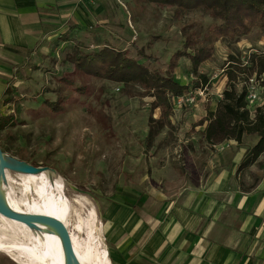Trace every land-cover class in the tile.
<instances>
[{
  "label": "rangeland",
  "instance_id": "374dc122",
  "mask_svg": "<svg viewBox=\"0 0 264 264\" xmlns=\"http://www.w3.org/2000/svg\"><path fill=\"white\" fill-rule=\"evenodd\" d=\"M86 5L89 13L78 10L58 18V33L44 26L49 36L21 57L0 43V115L14 117L13 124L0 130V147L19 160L58 170L65 179V204L81 210L79 198L91 199L104 224V241L111 248L104 216L110 203L119 202L120 196L127 199L140 194L141 199H173L200 188L207 182L215 154L233 153V146L246 148L258 137L246 136L241 145L227 140L214 149L203 141L201 127L194 129L192 123L201 120L208 108L217 107L222 98L228 86L230 54L247 65L250 53H264V30L256 28L249 35L214 42L213 57L199 67V72L210 77L209 84L190 87L182 97L174 98L173 126L157 138L156 144L163 141L157 151L146 152L149 117L152 113L159 116L158 109L152 111L154 97L138 84L123 86L76 74L73 48L77 45L90 52L111 45L165 75L172 54L183 48L184 32L207 37L209 28L219 21L204 8L181 11L144 0H90ZM139 49L156 60L144 58ZM62 77L73 79L76 86L86 85L87 91H69L67 111L56 115L44 101L57 98ZM195 77L190 58L182 57L175 78L191 85ZM251 78L245 80L240 74L238 89L248 84L249 94L259 88L260 78L254 82ZM263 178L264 153L236 174L232 188L250 191ZM14 191L36 205L33 191L2 176V195L9 198ZM21 210L29 214L27 208ZM83 217H87L86 210ZM0 264L18 263L0 250Z\"/></svg>",
  "mask_w": 264,
  "mask_h": 264
},
{
  "label": "crops",
  "instance_id": "0c3cea01",
  "mask_svg": "<svg viewBox=\"0 0 264 264\" xmlns=\"http://www.w3.org/2000/svg\"><path fill=\"white\" fill-rule=\"evenodd\" d=\"M89 1L0 0V43L23 56L49 36L44 26L58 33L57 19L78 10L89 13ZM216 108H208L201 120ZM198 122L192 128L200 126L206 142L207 121ZM250 135L257 134L244 140ZM257 141L215 154L207 182L177 198L140 194L110 203L104 216L111 264H264V178L250 191L232 188L247 149Z\"/></svg>",
  "mask_w": 264,
  "mask_h": 264
},
{
  "label": "trees",
  "instance_id": "16d2710c",
  "mask_svg": "<svg viewBox=\"0 0 264 264\" xmlns=\"http://www.w3.org/2000/svg\"><path fill=\"white\" fill-rule=\"evenodd\" d=\"M152 3L175 6L181 11L206 9L219 23L212 24L207 37H201L194 31L184 32L183 48L175 51L168 64L167 73L162 75L152 71L146 64L111 45H105L96 51H82L77 45L73 48L71 59L74 63L75 73L101 80L113 81L123 86L131 84L140 85L147 94L154 97L152 111L159 109L160 115L149 117V128L146 138V152L154 148L157 151L163 141L156 144L159 135L165 128H171L174 110V98L182 97L192 87L202 88L209 84V76L199 72L202 63L211 59L215 53L214 42L221 38H238L249 35L254 29L264 30V0H144ZM155 38L160 39V36ZM140 54L151 61L156 59L146 55L141 49ZM182 57L191 60L192 70L196 77L191 85H184L175 78V70ZM248 64L233 54L227 60L226 74L228 86L218 101L216 110H209L205 118L196 125L207 126L202 131L204 140L210 147L226 140H236L242 144L246 134H257L258 141L249 147L239 166L238 172L254 164L264 153V102L256 108L254 114L249 107L248 84L241 90L236 83L240 74L248 80L252 76L257 79L264 75V53L255 51L249 54ZM264 100V81H261ZM69 91L83 94L87 91L86 85L76 86L73 79L62 77L60 90L55 100H45L46 107L53 114H62L67 111ZM12 115L0 116V130L13 124ZM5 151V150H4Z\"/></svg>",
  "mask_w": 264,
  "mask_h": 264
},
{
  "label": "bare ground",
  "instance_id": "6f19581e",
  "mask_svg": "<svg viewBox=\"0 0 264 264\" xmlns=\"http://www.w3.org/2000/svg\"><path fill=\"white\" fill-rule=\"evenodd\" d=\"M3 177L22 184L36 197L34 206L14 191L9 198L4 197L12 209L22 212L25 207L29 214H38L39 210V214L56 216L67 225L80 264H111L97 208L86 197L79 198L81 210L74 209L71 203L65 204V179L58 170L48 167L38 173H22L8 168ZM0 250L18 264H66L63 240L55 227L42 222L27 226L1 213Z\"/></svg>",
  "mask_w": 264,
  "mask_h": 264
},
{
  "label": "water",
  "instance_id": "95a60500",
  "mask_svg": "<svg viewBox=\"0 0 264 264\" xmlns=\"http://www.w3.org/2000/svg\"><path fill=\"white\" fill-rule=\"evenodd\" d=\"M10 159H13V161H10ZM8 168L22 173H38L42 169L48 168V166H36L23 160L14 159L0 147V213L7 218L24 223L27 226H37L38 222L52 225L58 230L62 237L65 248L66 264H80L73 245L70 230L60 218L48 214H25L15 211L8 205L1 192V179Z\"/></svg>",
  "mask_w": 264,
  "mask_h": 264
},
{
  "label": "built area",
  "instance_id": "2783aa9c",
  "mask_svg": "<svg viewBox=\"0 0 264 264\" xmlns=\"http://www.w3.org/2000/svg\"><path fill=\"white\" fill-rule=\"evenodd\" d=\"M257 79L256 76H254L253 78H251V81L254 82ZM261 81H264V75L261 76L260 78V85L259 88H254L247 96L248 100H249V107L251 109V112L254 114V112L256 111V108L258 106H261L264 102L263 97H262V93H263V89L261 86Z\"/></svg>",
  "mask_w": 264,
  "mask_h": 264
}]
</instances>
